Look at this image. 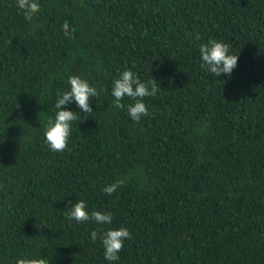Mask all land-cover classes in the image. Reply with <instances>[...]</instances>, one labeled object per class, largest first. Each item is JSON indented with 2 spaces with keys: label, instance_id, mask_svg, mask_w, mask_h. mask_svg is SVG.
I'll return each mask as SVG.
<instances>
[{
  "label": "trees",
  "instance_id": "obj_1",
  "mask_svg": "<svg viewBox=\"0 0 264 264\" xmlns=\"http://www.w3.org/2000/svg\"><path fill=\"white\" fill-rule=\"evenodd\" d=\"M40 5L29 20L0 0V264H110L91 231L121 225L132 235L111 264H264V0ZM209 39L239 54L231 76L201 69ZM125 67L160 85L139 121L111 95ZM71 74L99 95L53 152L44 127ZM79 199L112 224L69 220Z\"/></svg>",
  "mask_w": 264,
  "mask_h": 264
},
{
  "label": "clouds",
  "instance_id": "obj_2",
  "mask_svg": "<svg viewBox=\"0 0 264 264\" xmlns=\"http://www.w3.org/2000/svg\"><path fill=\"white\" fill-rule=\"evenodd\" d=\"M18 10L22 11L25 18L31 20L40 9V0H15ZM64 35L68 36L73 30L69 21L61 23ZM200 67L206 73L220 77L221 74L231 76L233 69L238 64L239 54L231 51V46L221 39H209L199 46ZM160 85L157 79H141L140 76L130 67H125L119 72L111 84V95L115 98L114 103L117 107H124L134 121H139L142 116L148 114V107L144 102V97L156 95ZM98 88L94 83L80 75L71 74L67 80V87L64 90H57L54 102V115L47 119L44 127V140L48 148L53 152L63 151L69 142L72 133L73 121L77 119V112L88 113L93 111L90 103L92 98L98 97ZM129 97L132 102L122 104V98ZM75 103L79 111L66 105ZM4 139H0V143ZM122 183L117 180L104 185L102 191L111 195ZM69 220L76 222L93 221L98 227L111 225L113 213L110 210L89 209L85 199H79L71 203L65 213ZM132 233L126 226L110 227L103 231L93 229L91 239L99 238L103 249V257L111 262L120 259L119 252L126 239L131 238ZM15 264H49L44 256L32 257L21 254L16 257Z\"/></svg>",
  "mask_w": 264,
  "mask_h": 264
}]
</instances>
